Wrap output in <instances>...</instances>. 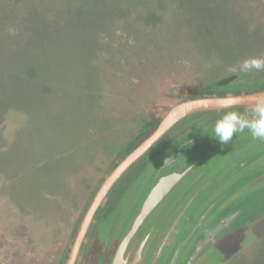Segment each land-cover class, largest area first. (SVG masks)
<instances>
[{
    "label": "rangeland",
    "instance_id": "1",
    "mask_svg": "<svg viewBox=\"0 0 264 264\" xmlns=\"http://www.w3.org/2000/svg\"><path fill=\"white\" fill-rule=\"evenodd\" d=\"M187 1L175 20H170V10H155L159 19L149 22H137L131 14L104 24L109 29L100 34L101 42L90 30L79 41L65 31L0 58V246L19 245L10 233L19 224L31 247L43 245L54 252L57 229L69 216L75 219L71 211L98 182L97 172L139 134L145 118L159 116L162 106L170 110L189 91L210 83L218 85L220 94L264 84V72L230 71L244 59L264 57V0ZM111 41L141 54L107 55L102 45ZM94 50L99 53L92 54ZM246 110L204 111L182 120H194L189 126L201 134L198 143L175 148V160L150 164L132 184L124 205L127 221L137 216L158 177L194 161L199 164L178 185L187 193L199 192L194 213L243 185L240 201L215 207L180 232L184 256L194 258L184 264H264V175L250 180L253 166H240L253 156L249 149L264 142L247 130L223 146L212 137L225 111ZM172 152L169 148L166 156L172 158ZM173 192L150 222L162 224L174 207ZM232 214L233 223H221Z\"/></svg>",
    "mask_w": 264,
    "mask_h": 264
},
{
    "label": "flooded vegetation",
    "instance_id": "2",
    "mask_svg": "<svg viewBox=\"0 0 264 264\" xmlns=\"http://www.w3.org/2000/svg\"><path fill=\"white\" fill-rule=\"evenodd\" d=\"M217 87V84L210 83L207 86L199 88L195 92L189 91L186 95L187 98L184 97L185 99H183V101L199 97L228 96L238 93L241 94L264 90V84H262L259 87L251 88L245 92L220 94L219 92H216ZM167 107H169V105L161 107L159 116H161ZM241 107H245V110L247 108L246 111H248V108H252V106ZM168 110L169 109H167V111ZM193 114L186 116L182 120ZM182 120L177 123L179 126L176 129L175 127L177 124L152 145L146 153L140 156L128 167V169L112 185L97 206L96 210L92 213V217H90L91 219H89L86 227L83 226L86 217L88 216L89 209L108 175L153 131V125H147L150 120L145 118V121L143 122L145 128H142L144 134L141 133L142 136H140L141 134L139 133L132 137V141L125 144L123 150H119L106 161L104 167L97 172L99 175L98 182L91 188V190L84 194L85 199L82 200L83 202L81 203V206L79 208L75 207L73 213L71 211V214L75 213V219L73 220L72 217L69 216L62 228L57 229L54 238L59 239V242L56 243L54 252L43 245L31 247L28 243L29 239L25 242V238L28 237L24 236L25 231L22 227H18V224L17 227H15V231L10 233L13 234V237L16 236L18 238L19 245L0 246V264H67L81 231L82 238L79 244L80 247H78L76 251L73 264H184L193 261L194 258L191 255L184 256L186 247L184 242L178 238L180 232L189 226L192 221H195L196 218L198 220H204L215 207H219V210H221L229 204L230 201H240L242 197L239 196V193L243 188L241 183L238 184L227 196L217 195L214 197V200L212 199L213 201L209 203L203 212L200 211L194 213V202L196 195L197 193L199 194V192H193V194H191V191H188L187 193V190H181L180 186H178L190 171L199 164V162L194 161L181 171H172V173H187L158 203L134 233H132L133 225L140 214L142 207L132 221H127V213L124 207L128 196L131 194L133 188L132 184L143 173V171L150 166V164L156 163V166H159L160 164L163 165L165 159L168 158L166 152L169 148H173V156L168 159L167 163L170 160L176 159L179 152L174 150L175 148L182 150L184 148H190V146L198 143L201 134L194 132L193 129H191L192 127L189 126V123L194 120L181 122ZM249 150L253 156L245 163H241L240 166L242 168L245 167L246 164L252 165L253 169L248 174V177L250 180L259 179L264 175V145L259 146L258 148L252 147ZM160 178L161 177H158L156 179V183ZM174 189L176 190L173 192ZM171 192L177 195L173 204L174 207H178L177 212H174L173 207L166 213L165 218L163 214H161V217L164 218L161 220V225L156 222H150L149 219L151 220L156 209L165 202V199ZM149 194L147 195V198ZM189 195L191 197L186 200ZM172 211L174 212V216L171 220H168V215ZM234 218L233 214L231 216H226L221 220V223L231 224L233 223ZM105 254H110L109 256L111 257L104 260L103 255Z\"/></svg>",
    "mask_w": 264,
    "mask_h": 264
},
{
    "label": "trees",
    "instance_id": "3",
    "mask_svg": "<svg viewBox=\"0 0 264 264\" xmlns=\"http://www.w3.org/2000/svg\"><path fill=\"white\" fill-rule=\"evenodd\" d=\"M186 5L187 0H0V58L8 51L16 52L24 44H34L37 39L50 35L58 38L65 31L70 32L73 40L79 41L81 38L85 40L83 33L90 30L94 39L100 41V34L109 29L104 24L115 23L131 14L137 15V22H149L150 19H159L155 10L163 13L170 10V16L174 17L170 20H175L179 16L177 12ZM104 44L102 48L105 47L107 55L141 54L133 47L122 48L118 41ZM147 50L143 49L142 53L148 54ZM97 52L91 51L92 54ZM162 117L150 114L147 125H153L154 131ZM139 133L144 134L142 128Z\"/></svg>",
    "mask_w": 264,
    "mask_h": 264
},
{
    "label": "water",
    "instance_id": "4",
    "mask_svg": "<svg viewBox=\"0 0 264 264\" xmlns=\"http://www.w3.org/2000/svg\"><path fill=\"white\" fill-rule=\"evenodd\" d=\"M264 96V90L250 93H243L229 96H212V97H199L194 99H188L173 106L167 114L162 118L158 126L153 132L147 136L132 152H130L108 175L103 185L101 186L92 206L89 209L88 216L86 217L83 226L89 222L92 213L96 210L104 196L110 190L112 185L119 179V177L132 165L140 156L146 153L152 145H154L164 134H166L174 125L186 116L201 112V111H215L224 110L220 107V100L223 98L233 99L236 106H253L257 97ZM187 172L179 173L174 172L161 177L148 198L144 202L141 212L136 218L133 225L132 233H134L152 210L158 205V203L167 195V193L186 175ZM82 231L78 236V240L75 243L73 253L67 264H73L74 256L78 249Z\"/></svg>",
    "mask_w": 264,
    "mask_h": 264
},
{
    "label": "clouds",
    "instance_id": "5",
    "mask_svg": "<svg viewBox=\"0 0 264 264\" xmlns=\"http://www.w3.org/2000/svg\"><path fill=\"white\" fill-rule=\"evenodd\" d=\"M233 73L239 74H258L264 72V57H249L233 65L230 68ZM222 109H231L236 107L233 99L223 98L220 100ZM247 130L254 139L264 141V96L257 97L250 112L240 113L238 111H225L220 116L212 129V137L215 138L221 146L232 142L236 134L244 133ZM168 159H165L164 164Z\"/></svg>",
    "mask_w": 264,
    "mask_h": 264
}]
</instances>
